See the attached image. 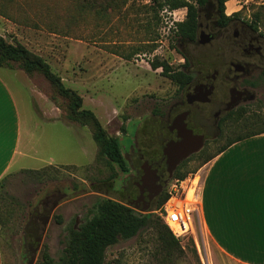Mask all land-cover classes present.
Returning <instances> with one entry per match:
<instances>
[{
	"label": "rangeland",
	"instance_id": "obj_1",
	"mask_svg": "<svg viewBox=\"0 0 264 264\" xmlns=\"http://www.w3.org/2000/svg\"><path fill=\"white\" fill-rule=\"evenodd\" d=\"M82 2L0 0V36L42 56L65 86L82 96V107L92 110L107 133L120 139L129 171L122 172L100 154L90 125L67 119L68 99L41 73H26L17 63L10 64V70L0 66L20 110L22 148L31 150L21 159L24 168L14 167L4 176L3 264H39L45 246L58 264L70 229L93 214L99 198L129 204L138 195L136 181L145 173L147 158L161 159L162 148L172 136L166 127L185 109H192L189 126L206 138L172 175L165 171L168 182L161 193L169 194L171 183L181 179L176 171L186 177L200 171L198 166L206 157L238 134L264 129V58L243 53L245 34L255 32L249 28L252 21H257V33L264 38V4L259 0L225 3L228 15L240 12L224 27L216 24L215 0L201 10L195 26L187 21L186 8H161L154 0H119L108 24L100 14L82 12ZM232 5L236 10L228 13ZM201 28L215 35L209 44L199 43ZM235 62H248L249 71L235 72ZM215 69L220 75L213 101L190 106L197 79ZM233 85L248 95L229 110L233 114L226 117L229 111L224 110L215 117ZM219 100L224 101L220 106ZM162 206L152 212L163 221ZM154 207L152 201L146 212ZM156 220L159 228L145 227L108 246L104 264H219L199 225L194 234L178 242L166 233L169 244L160 236L161 220Z\"/></svg>",
	"mask_w": 264,
	"mask_h": 264
},
{
	"label": "crops",
	"instance_id": "obj_2",
	"mask_svg": "<svg viewBox=\"0 0 264 264\" xmlns=\"http://www.w3.org/2000/svg\"><path fill=\"white\" fill-rule=\"evenodd\" d=\"M259 1L264 4V0ZM234 10L235 5L227 7L228 13ZM22 147L18 103L0 74V180L12 168L25 167L21 159L31 150L26 152ZM198 172L200 228L213 245L214 261L264 264V132L232 142Z\"/></svg>",
	"mask_w": 264,
	"mask_h": 264
},
{
	"label": "trees",
	"instance_id": "obj_3",
	"mask_svg": "<svg viewBox=\"0 0 264 264\" xmlns=\"http://www.w3.org/2000/svg\"><path fill=\"white\" fill-rule=\"evenodd\" d=\"M211 0H154L161 6H168L170 9L186 8L187 21L195 26L201 15V10L210 4ZM228 0H215L216 3V24L220 27L227 26L235 17H239V12H234L230 15L226 13L225 3ZM119 0H95L85 1L79 5V9L89 11L94 14H100L104 18L106 24L109 21V14L115 9H118ZM124 2V1H123ZM102 14V15H101ZM257 18V14L255 15ZM251 30L257 32V21H252L249 24ZM187 33H185L186 35ZM191 38L193 34L188 35ZM113 52H117L113 49ZM17 63L18 66L26 73L33 72L41 73L57 90V92L69 101L70 111L67 114V119L79 122L92 127V135L95 142L100 148V154L106 157L109 162L115 165L122 172L129 171V163L124 154L120 139L115 136H110L104 126L101 124L97 115L90 109L82 107L83 98L74 89L65 86L60 75L55 73L51 65L40 55L27 48L22 43H12L7 41L3 36H0V66L9 67L10 64ZM233 114L229 111L225 116ZM264 129L252 132H242L234 137L227 144L221 146L215 153L223 151L232 142L244 139L246 137L263 133ZM215 154L206 157L198 167L212 158ZM196 169H194L195 171ZM35 173L33 169H24L22 172ZM186 173L176 171V176L179 178L186 177ZM115 176H113L114 178ZM7 177L0 180V200L5 198V181ZM168 193H160L154 200L155 207L148 212H139L128 203L121 200H115L108 197L99 198L94 206L93 214L88 217L80 226L72 227L69 231L68 242L64 249L60 262L58 264H104L105 251L108 246L116 243L120 238L128 239L136 235L145 227L159 228L157 219L161 220L163 231L159 229L161 238L171 244L165 236L167 233L173 242H178L174 237L169 227L164 220L157 217L152 210L159 209L166 199ZM61 221V218L59 217ZM194 251L197 253L196 248ZM39 264H54V259L50 256L48 248L45 246L42 252V258Z\"/></svg>",
	"mask_w": 264,
	"mask_h": 264
},
{
	"label": "water",
	"instance_id": "obj_4",
	"mask_svg": "<svg viewBox=\"0 0 264 264\" xmlns=\"http://www.w3.org/2000/svg\"><path fill=\"white\" fill-rule=\"evenodd\" d=\"M200 38V43L207 44L213 39V36L205 31H202ZM233 65H235L237 71L244 70L242 66H239L241 65L240 63L235 62ZM213 90L214 83L213 80H210L207 82L205 87L195 88L190 91L191 95H189V102H207L210 100ZM236 92H238L236 91V87H232L231 99L227 103V107L225 109L226 111H229L235 104H237L244 93L238 92V95L235 96ZM188 114V110L178 113L172 119V123L170 125L171 129H177L179 139L168 142L163 149V154L166 156L167 172L169 175H172L173 171L183 159L188 157L191 153L199 150L205 140L204 134L194 133L193 129L188 127ZM217 116L218 113L215 114V117ZM158 179L159 176L155 177L152 175H148V177L143 178L142 184L140 185V194L129 203V206L140 209L142 212H146L150 208L154 198L159 195L168 182L167 178H163L159 183H157Z\"/></svg>",
	"mask_w": 264,
	"mask_h": 264
},
{
	"label": "built area",
	"instance_id": "obj_5",
	"mask_svg": "<svg viewBox=\"0 0 264 264\" xmlns=\"http://www.w3.org/2000/svg\"><path fill=\"white\" fill-rule=\"evenodd\" d=\"M200 190L201 175L198 171L184 179H176L170 185L160 214L177 239L194 234L196 226H200Z\"/></svg>",
	"mask_w": 264,
	"mask_h": 264
},
{
	"label": "flooded vegetation",
	"instance_id": "obj_6",
	"mask_svg": "<svg viewBox=\"0 0 264 264\" xmlns=\"http://www.w3.org/2000/svg\"><path fill=\"white\" fill-rule=\"evenodd\" d=\"M200 27H202V24L200 25ZM202 31H205L206 33H209L205 29L201 28L200 34H199V39H198L199 43H200V39H201L200 35H201ZM209 34H211L213 36V39L210 41V42H212L215 39V35L212 34V33H209ZM263 41H264V38H262L260 36V34H258L257 32H253L252 33V32L249 31L248 33L245 34V37H244L243 53L245 55H247L248 57H254V56L258 55L261 59H263L264 58L263 55H262ZM209 43H207V44H209ZM203 45H205V44H203ZM236 63H240L241 65H239V66H242L244 70L243 71H237L235 65H232V67H233L235 72L244 74L247 71H249L250 67H249L248 62H245V63L236 62ZM219 75H220V71L218 69H215L211 74L202 75L201 77H199L197 79V81L195 82V85H194V87L192 89L199 88V87H205V85L207 84L208 81L213 80L214 90H213V92H212V94L210 96V100L209 101H207V102L190 101L189 102L190 106L194 105L195 103L196 104H208V103H211L213 101V96H214L215 91H216V82H217V79H218ZM232 87H236V91H238V92H244L242 94V96H241V99L238 102H240L244 97H246L248 95V91L247 90L240 89L236 85H233ZM232 87L229 88V97H228V100L224 103L225 106L224 107H218V110L216 111V113H218V115L222 111H224L226 109L227 103L231 99V88ZM238 92L235 93V96L238 95ZM223 102H224L223 100H219L218 101L219 106L221 104H223ZM186 110L189 111V114H188V117H187V125H188V127H190L189 125H191V124L189 123V117L192 114V109L188 108V109H185L184 111H186ZM215 114H214V116H215ZM171 123H172V120H171L170 124L167 125L166 128L170 132V134H172V136L167 140V142L165 143V145L162 148V157H161V159L158 160V159H155V157L152 156V155L149 156L147 158V163L148 164H147V166L145 168V173L143 174V176L140 178L139 181H136V185H137L138 191H139L138 195L136 196V198L140 194V188H141L140 185L142 184V179L143 178L148 177V175H152V176H155V177L159 176V179L157 180V183H159L163 178H166L165 177V171L167 172V163H166V156L163 154V149L165 148V146H166V144L168 142L179 139V137L177 135L178 134L177 129L176 128L171 129V127H170ZM198 134H204V133L198 132ZM204 135H205V138H206V134H204ZM141 157L145 158L144 155H141ZM128 163H130L129 160H128Z\"/></svg>",
	"mask_w": 264,
	"mask_h": 264
}]
</instances>
